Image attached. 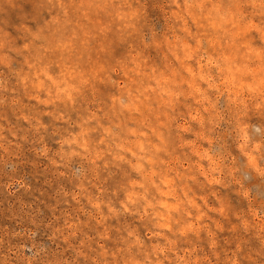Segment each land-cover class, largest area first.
<instances>
[{
    "label": "rangeland",
    "instance_id": "374dc122",
    "mask_svg": "<svg viewBox=\"0 0 264 264\" xmlns=\"http://www.w3.org/2000/svg\"><path fill=\"white\" fill-rule=\"evenodd\" d=\"M0 264H264V0H0Z\"/></svg>",
    "mask_w": 264,
    "mask_h": 264
}]
</instances>
